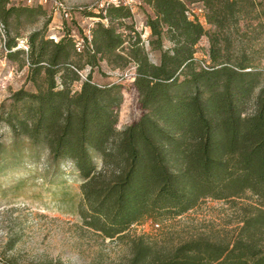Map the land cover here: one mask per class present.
I'll list each match as a JSON object with an SVG mask.
<instances>
[{
  "label": "trees",
  "instance_id": "1",
  "mask_svg": "<svg viewBox=\"0 0 264 264\" xmlns=\"http://www.w3.org/2000/svg\"><path fill=\"white\" fill-rule=\"evenodd\" d=\"M139 1L147 38L131 20L133 10L93 5L79 14L91 24L76 50L73 40L83 25L69 7V17L60 16V33L32 29L24 50L16 38L44 13L43 5L0 0L4 56L26 67L32 85L0 101V121L12 142L25 140L45 149L51 163L68 160L75 168L82 223L126 245L113 264H264V67L262 55L231 37L246 19L264 31V2ZM191 2L201 11L188 16ZM201 35L208 42L205 59L194 55ZM148 50L158 52L157 60ZM99 61L120 70V79L132 68L140 113L120 129L121 83L93 80ZM205 197L248 199L238 206L239 223L228 237L206 232L172 242L128 232ZM0 264L20 263L8 256Z\"/></svg>",
  "mask_w": 264,
  "mask_h": 264
},
{
  "label": "rangeland",
  "instance_id": "2",
  "mask_svg": "<svg viewBox=\"0 0 264 264\" xmlns=\"http://www.w3.org/2000/svg\"><path fill=\"white\" fill-rule=\"evenodd\" d=\"M14 1V0H11ZM73 7L78 18L84 11H92L96 0H61ZM264 2V0H255ZM145 11L150 12L147 5ZM44 13L35 21L20 29L16 47L25 50V36L32 30L43 27L44 33H60L59 14L52 13L47 5ZM144 12L138 7L132 12L131 20L136 29L148 37L144 25ZM210 29L208 23L203 24ZM5 34L0 22V101L13 90L32 88L26 81V67L4 56ZM231 37L235 42L248 44L253 55L260 57L264 67V31L255 26V20H244ZM207 37L201 35L195 43L197 58H206ZM158 52L148 50V57L157 60ZM129 67L118 78L120 70H112L104 61L93 66L91 78L99 83L111 80L121 83L122 98L117 107L115 127L122 128L136 119L140 113L136 92L131 84ZM88 67L81 69L87 72ZM79 82L72 87L77 88ZM80 178L68 160L51 163L43 148H30L25 140L12 142V137L0 121V257H12L20 264H113L126 254V245L116 237H104L84 225L78 213L80 201ZM248 199L235 197L232 200L202 198L193 207L162 219L146 218L129 228L130 233H144L150 237H165L176 241L190 234H231L239 223L237 216L241 204ZM154 221L158 222L154 226Z\"/></svg>",
  "mask_w": 264,
  "mask_h": 264
},
{
  "label": "built area",
  "instance_id": "3",
  "mask_svg": "<svg viewBox=\"0 0 264 264\" xmlns=\"http://www.w3.org/2000/svg\"><path fill=\"white\" fill-rule=\"evenodd\" d=\"M24 4H41V5H47L49 9L52 11V13H57L59 16L63 18L69 17L68 12V6L64 5L61 0H17ZM140 1L139 0H96L94 2V6L103 9L105 6L110 4H120L123 6H126L130 10H134L136 6L138 5ZM201 11V7L198 3L191 2L187 4V8L185 10V13L188 16H192L193 14L199 13ZM77 22L82 26V33L77 34L74 37V47L76 50H79L84 45L85 40H88L89 38V25L91 24V21L88 16L86 15H80L78 18H76ZM126 73V72H125ZM129 75L132 74V71L130 70L128 72ZM154 226H157V223H154Z\"/></svg>",
  "mask_w": 264,
  "mask_h": 264
}]
</instances>
